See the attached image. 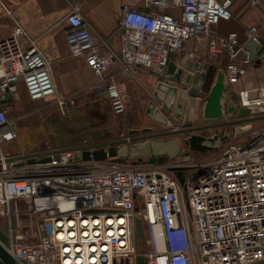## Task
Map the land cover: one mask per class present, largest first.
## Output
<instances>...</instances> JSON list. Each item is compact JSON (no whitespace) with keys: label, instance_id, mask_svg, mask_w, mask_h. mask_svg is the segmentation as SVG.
Instances as JSON below:
<instances>
[{"label":"built area","instance_id":"obj_1","mask_svg":"<svg viewBox=\"0 0 264 264\" xmlns=\"http://www.w3.org/2000/svg\"><path fill=\"white\" fill-rule=\"evenodd\" d=\"M263 3L249 0L253 9ZM144 4L176 6L181 16L122 8L119 27L131 53L121 69L125 77L134 79L139 70L163 76L170 60L179 63L183 58L188 42L195 45L186 54L190 58L198 57V49L211 57L227 55L223 70L229 90L243 82L257 61L264 67L256 25L246 27L248 41L262 45L254 61L237 33L215 30L221 21L232 19L234 0ZM3 17L14 22L7 37L1 35ZM64 22L69 55L83 58L97 79L91 90L108 99L114 114H124L130 99L127 85L105 83L113 56L101 52L78 5ZM21 84L32 101L55 98L61 111L70 104L60 95L52 63L37 40L0 0V215L8 219L3 232L8 242L0 244L16 264H137L139 256L145 264H264V128L239 142L232 133L208 134L212 126L205 121L206 137L231 135L230 140L205 163L182 158L169 167L175 172L130 160L75 162L70 148L5 156L2 146L19 136L9 113ZM9 95L12 102L4 103ZM231 99L252 117L264 115V83L244 84ZM181 129L173 123L164 131ZM29 159L36 162L28 164ZM51 197L61 205L37 206L38 200ZM136 219L143 223L144 243L136 236ZM139 245L146 248L142 254Z\"/></svg>","mask_w":264,"mask_h":264},{"label":"crops","instance_id":"obj_2","mask_svg":"<svg viewBox=\"0 0 264 264\" xmlns=\"http://www.w3.org/2000/svg\"><path fill=\"white\" fill-rule=\"evenodd\" d=\"M3 1L5 2L8 9L12 10L13 19L24 27L29 37L37 40L40 50L51 61L54 79L58 86V91L60 95L64 96L70 102V104L65 108L68 109L70 106H75V104L78 103V100H81L84 97L82 93L87 89V87L89 88L91 83L94 85L97 82V79L94 77L92 71L89 69L83 58H74L69 55V47L66 40L67 25L64 20L66 15L72 9L73 5H78L80 7L81 14L89 25L94 39L100 46L101 52L104 54L109 53L113 56L112 67L105 75V83H125L130 93L128 104L130 105L132 103L131 101L135 96L138 97V100L141 103H145L147 100L148 106L153 89L156 85V76L151 73H147L145 70H139L134 75V79H129L121 73L124 63L128 60L131 54L130 49L125 45L123 31L119 27L121 10L124 6H129L131 8L146 12L163 13L175 18H179L181 16V9L179 7L172 6L169 8H162L155 4H151L150 6L146 7L144 0ZM263 5L264 3L257 7V9H253L249 4V0H234V5L232 7V19L229 21H221L215 30L221 35H228L232 32H235L238 35L239 43L245 45L247 43H245V41H248L246 37V27L250 25H256L259 28L261 41L264 45ZM1 23L3 25L1 35L3 37L9 36L11 34L12 28L14 27L13 20L3 17L1 19ZM194 50L195 45L191 42H188L180 56L184 57V55ZM197 56L200 58L202 63L209 62L219 69H224L229 62L228 57L225 54H220L217 57H211L204 55L200 49L197 50ZM261 68L264 67L258 63L254 67L250 68L248 76L243 79V82L239 85L238 90L236 89L237 86L230 90L232 95L231 98H236L237 92L243 87L244 84L264 83V73H262L263 70L261 71ZM85 71L91 77L90 84L84 83V81H82L80 78V75H82ZM65 78L70 79L71 81L73 80L72 83L75 85L78 84V87H75L73 90L64 87L63 79ZM20 86H23V84ZM47 101H49V99L32 101V103H44ZM94 112L96 111L94 110ZM143 115L148 118L146 116V110H144V112L138 110V122H141V117ZM13 124L16 125V130L19 134L18 137L20 138L18 123ZM103 124L105 125L106 121H103ZM38 131H35L37 132L36 137H40L41 135L40 133V135L38 134ZM129 131L130 129H128V132ZM98 132L100 133H94L93 130L92 132L88 133L87 130V134L81 135L83 133H76L71 136V139H67L69 136H66L65 140L60 142L58 146H66L68 148L83 147L87 145L103 144L110 141V128L106 129V133H104V129L98 130ZM142 134L145 133L138 134V137L142 136Z\"/></svg>","mask_w":264,"mask_h":264},{"label":"water","instance_id":"obj_3","mask_svg":"<svg viewBox=\"0 0 264 264\" xmlns=\"http://www.w3.org/2000/svg\"><path fill=\"white\" fill-rule=\"evenodd\" d=\"M245 48L251 51L252 60L254 61L262 49V45H258L253 41H248ZM172 59L174 56H171ZM259 64V61H257ZM156 76V75H155ZM156 85L153 89L151 99L146 109V116L153 122L161 125L163 129L171 128L173 123L181 125V130L177 132H157L152 133L153 128H143L141 130L134 129L128 133L130 136H135L140 133H145L142 138H158L169 137L171 133L176 135H187L183 139L185 147L191 152L197 154H210L219 151L221 146L230 140L231 135H217L214 137H206L196 133L202 128H196L199 114L204 121L219 122L224 118L225 112L232 118L235 116L247 117L251 112L249 109H238L236 103L231 99V92L226 82V75L223 69L210 64L209 62L202 63L199 57L190 58L185 55L183 59L176 63L170 60L166 73L163 76H156ZM11 103L12 96L9 95L4 103ZM225 102L226 107H225ZM13 128L16 125L13 124ZM250 129V126L235 127L232 137L236 138L241 131ZM245 129V130H244ZM141 137H138V139ZM136 140V139H133ZM128 140L109 141L103 144L87 145L74 148L75 162H102L108 158L117 163H126L130 161H143L148 158V163L165 164L169 159L174 158L168 153H157L154 148L156 142L172 141L178 145V154L185 155L187 151H181V139L179 137L172 139H161L159 141H151L149 143L136 144L134 146L125 145ZM144 146V147H143ZM144 148L146 151L141 153L134 152L136 149ZM177 154V155H178ZM176 155V156H177ZM34 159H29L28 164H34ZM46 163L47 160L39 161ZM174 171V169H171ZM176 176L180 183L184 180L179 171H176ZM136 236L142 243L145 242V233L143 223L140 219H136ZM0 241L6 244L8 239L0 230ZM137 264H145V258L139 256L136 259ZM0 264H16L9 256L5 249L0 244Z\"/></svg>","mask_w":264,"mask_h":264},{"label":"rangeland","instance_id":"obj_4","mask_svg":"<svg viewBox=\"0 0 264 264\" xmlns=\"http://www.w3.org/2000/svg\"><path fill=\"white\" fill-rule=\"evenodd\" d=\"M264 6V5H263ZM257 9V8H255ZM247 40L245 41V43ZM242 44V43H241ZM244 45V44H243ZM263 70V71H262ZM55 71V70H54ZM147 73L150 71L145 70ZM262 73H264V68H261ZM152 74V73H151ZM264 75V74H263ZM81 80L86 84L91 83L90 75L85 71L82 75H80ZM58 81V80H57ZM73 81V80H72ZM70 79H63L64 87H67L73 90L75 87H78V84L72 83ZM59 84V83H58ZM96 84V83H95ZM91 86L82 93L84 96L81 100H78V103L75 106H70L68 109L65 108L63 111L60 110L57 105L56 99L51 98L49 101L44 103H32L30 100L25 88L20 86L19 89V99L17 102L13 103L9 113V119L12 123H18L20 138L11 143L4 144L2 146V152L4 155H16L20 153H34L45 150L47 148L51 149H69L66 146H58L60 142L64 141L66 136H69L67 139H71V136L74 134L85 135L92 132L100 133L98 130L104 129L106 133V129L110 128V141H119V140H128L125 145L134 146L136 144L149 143L151 141H159L161 139H168L166 137H158V138H150L145 139L142 138L146 136V134H142L141 138L138 139V135L130 136L128 133V129H143V128H153V133L163 132L165 129L163 127L152 120L146 118L144 115L141 117V122H138V110L144 112L147 109V100L145 103H141L138 100V97H133L132 105L128 104V108L126 112L122 115H116L113 113L111 105L106 97L102 95H98L91 90ZM238 87L236 89L238 90ZM235 89V90H236ZM94 110L97 112H94ZM95 113H93V112ZM103 121H106V124H103ZM205 125V121L201 117V113L199 114V118L196 128H202ZM212 133H228L233 134V130L235 127H244L250 126V129H244L245 131H241L239 135L235 138L239 142H246L250 139L251 135L256 132H261L262 128H264V115H256L254 117H229L228 113L223 121L219 122H211ZM132 128V129H131ZM206 129V128H205ZM38 131L40 135L36 137L35 131ZM92 130V131H91ZM48 131V134H47ZM199 135L205 136V131H197ZM172 136H169V139L179 137L181 139V151H187L185 155H178L165 164L155 163L153 166L161 165L165 171L173 172L169 170V167L182 162V158L188 156V163L195 161H204L212 158L215 154H197L188 150L184 143L183 139L187 135H176L171 133ZM46 135V138H45ZM44 136V137H43ZM66 139V140H67ZM136 139V140H133ZM78 147H71L70 149H74ZM25 151V152H24ZM5 155V156H6ZM149 159L144 158L143 161H131L136 164L143 165H151L148 163ZM8 227V219L2 217L0 215V230L6 232ZM146 248L140 245L139 253H144Z\"/></svg>","mask_w":264,"mask_h":264},{"label":"bare ground","instance_id":"obj_5","mask_svg":"<svg viewBox=\"0 0 264 264\" xmlns=\"http://www.w3.org/2000/svg\"><path fill=\"white\" fill-rule=\"evenodd\" d=\"M154 148L157 149L156 150L157 153H168L169 152V154L175 155L173 157H177L178 155H180V153L178 154V145H177V143L172 142V141L156 142ZM143 151H146V149L140 148V149H136L134 152L141 153ZM41 192H44L43 188H42ZM59 205H61V201H60L59 198H56V197H51L48 200H42V201L38 200L37 201V206H39V207H41V206H50L51 207V206H59Z\"/></svg>","mask_w":264,"mask_h":264},{"label":"trees","instance_id":"obj_6","mask_svg":"<svg viewBox=\"0 0 264 264\" xmlns=\"http://www.w3.org/2000/svg\"><path fill=\"white\" fill-rule=\"evenodd\" d=\"M139 247H140V245H139Z\"/></svg>","mask_w":264,"mask_h":264}]
</instances>
